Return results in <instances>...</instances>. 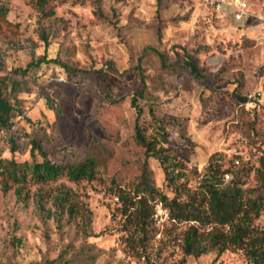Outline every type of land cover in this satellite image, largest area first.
I'll list each match as a JSON object with an SVG mask.
<instances>
[{"label": "rangeland", "instance_id": "1", "mask_svg": "<svg viewBox=\"0 0 264 264\" xmlns=\"http://www.w3.org/2000/svg\"><path fill=\"white\" fill-rule=\"evenodd\" d=\"M35 1L0 0L8 10L7 25L0 28V76L43 56L77 68L49 70L38 84L16 77L30 88L17 96L32 124L22 118L19 125L27 133L46 128L54 159L77 164L92 157L98 168L92 180L64 177L44 187L42 200L34 188L28 203L0 188V264H247L243 250L186 256L188 224L170 220L161 205L138 242L128 222L136 208L123 199L135 196L144 170L157 188L173 195L160 162L147 158L135 142L131 99L144 88L137 67L147 86L140 101L143 120L149 123L153 104L173 147H190L189 159L182 160L190 187L213 155L231 171L226 181L239 176L248 191L259 186L264 0H246L254 16L240 23L219 2L202 0H47L54 9L49 19L41 18ZM187 53L197 60L201 76L185 66ZM4 155L30 160L27 149ZM60 190L87 209L88 221L70 216L55 200ZM255 225L264 228V211Z\"/></svg>", "mask_w": 264, "mask_h": 264}, {"label": "trees", "instance_id": "2", "mask_svg": "<svg viewBox=\"0 0 264 264\" xmlns=\"http://www.w3.org/2000/svg\"><path fill=\"white\" fill-rule=\"evenodd\" d=\"M157 1L161 3V0ZM35 5L42 14V19H49L54 15V9L47 0H36ZM7 13L8 10L1 6L0 28L4 23L7 25ZM158 54L161 59L164 58L162 54ZM184 63L195 77L201 76L197 60L193 56L185 54ZM57 68L68 73L79 72L60 58L48 59L43 56L32 60L25 68L13 70L10 75L0 76V188L5 194L14 191L23 203L29 202L34 188H37L34 195L38 194L42 200L44 195L39 192L64 177L74 182L96 177L98 165L95 158L88 157L77 164L54 159L48 150L51 138L46 128L40 127L27 133L19 125L22 118L32 124L31 119L24 115L23 101L17 96L21 92H30V88L16 77H27L38 84L42 75ZM137 71L141 74L144 88L131 99V105L137 113L135 142L147 158L160 162L166 186L173 194L169 196L157 188L144 170L135 188V196L123 199L136 208L133 212L130 211L128 222L134 226L135 233L139 234L138 242L142 243L147 236L146 228L154 218L155 207L161 205L168 212L170 220L188 224L183 234V252L186 256L199 258L211 252L221 256L227 251L243 250L247 264H264V228L255 225L264 211V155L260 157V167L256 172L259 186L254 190L245 189L243 178L239 176L226 181L225 178H229L231 171L215 163V155L211 157L196 187H190L188 168L182 161L189 159L190 147H173L166 122L156 115L153 104L149 105V123L143 120L145 111L140 101L145 100L147 86L141 67H137ZM107 98L114 100L110 92L107 93ZM183 139L193 146L188 138ZM24 149L28 150L30 160L19 162L14 157L4 155L7 151L14 155ZM136 198L138 199L135 201ZM55 200L63 205L70 216L79 215L85 222L88 221L89 212L80 208L69 191L60 190ZM47 264L58 263L48 261Z\"/></svg>", "mask_w": 264, "mask_h": 264}, {"label": "built area", "instance_id": "3", "mask_svg": "<svg viewBox=\"0 0 264 264\" xmlns=\"http://www.w3.org/2000/svg\"><path fill=\"white\" fill-rule=\"evenodd\" d=\"M209 5H214L219 2V6H225L229 9L230 15L237 23L243 22L246 19L254 16V13L250 11L249 3L246 0H202ZM262 20L264 21V13L262 14ZM264 64V57H263ZM228 178V177H227Z\"/></svg>", "mask_w": 264, "mask_h": 264}]
</instances>
